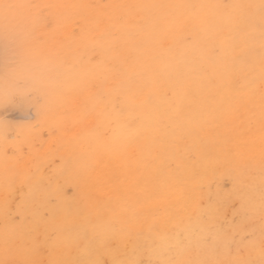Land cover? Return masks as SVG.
I'll return each instance as SVG.
<instances>
[{
    "label": "rangeland",
    "instance_id": "374dc122",
    "mask_svg": "<svg viewBox=\"0 0 264 264\" xmlns=\"http://www.w3.org/2000/svg\"><path fill=\"white\" fill-rule=\"evenodd\" d=\"M32 2L16 0L15 3ZM40 2L42 6H53V12L60 16L58 25L47 33L46 40L34 41L42 15L32 10L21 19L10 37L13 39H9L16 46L15 52L36 50L40 53L33 61L37 75L41 71L54 75L53 65L60 59H71L76 51L94 56L96 67L89 79L70 81L57 91H45L33 79L10 83L9 91L15 95L6 103L5 39L0 30V259L5 258V201L28 241L26 250L11 258H28L36 264L71 259L84 242L76 241L67 232L53 235V224L65 223V210L79 209L83 216L94 221L97 214L109 218L110 210L120 206L127 210L126 227H131L132 234L117 225L115 232L97 236L93 241L94 257L101 264L105 261L110 264L114 254L134 257L135 233L146 227L136 222L134 213L151 219L175 199L168 192L156 203L137 201L136 196L145 188L143 177L151 171H167L160 166L170 161H174L172 170L183 181L185 194L177 205L180 214L172 221L162 218L165 232L184 227L189 217L194 221L202 205L219 208L222 218L231 220L239 208L241 184L246 182L245 167L253 160L258 165L264 151V108L261 106L264 80L260 73L259 29L253 31L245 27L243 20L230 18L229 10L187 6L259 3V0ZM120 5L173 7L138 10L117 7ZM149 14L157 19L155 27L142 23ZM122 17L126 18L124 24H121ZM75 19H80V26L67 35L66 29ZM101 20L103 27H110V33L102 47L85 53L79 42L87 43L99 37L96 23ZM214 46L220 47L219 54L211 51ZM10 50L13 51L11 47ZM137 57L142 64L134 63ZM131 67L147 70L141 78L131 81L116 75L117 70ZM177 69L186 84H178ZM210 80L214 82L211 89ZM141 82L151 93L153 104L158 106V115L164 118L146 124L140 139L126 145L121 140H113V133L109 131L116 127L112 106L125 102L140 104L143 97H137L135 92ZM172 84H177L180 96L185 91L210 94L211 101L202 109H184V123L178 125L164 115L170 110L165 90ZM81 87L86 89L83 94L76 91ZM101 89L109 95L91 115H85L82 105L86 100L91 103ZM140 114L135 109L129 120L138 124ZM92 117L95 123L90 121ZM133 128L122 129L121 135L129 134ZM82 150L94 154L81 158ZM193 152L195 157L191 155ZM23 162H27L24 168ZM207 166L213 170L210 172ZM198 169L203 170L201 176H204H193ZM183 173L192 177L183 178ZM69 222L80 223L82 218L72 216ZM142 258L148 259L147 252Z\"/></svg>",
    "mask_w": 264,
    "mask_h": 264
},
{
    "label": "snow or ice",
    "instance_id": "6c2138e0",
    "mask_svg": "<svg viewBox=\"0 0 264 264\" xmlns=\"http://www.w3.org/2000/svg\"><path fill=\"white\" fill-rule=\"evenodd\" d=\"M42 7L53 6L0 0V30H2L5 39L4 80L6 103L11 102L15 95L9 91L10 87L8 85L10 83L33 79L43 90L57 91L70 81L80 80L84 82L89 79L96 67L93 65L94 56H86L84 53L76 51L71 59H60L53 65L51 71L54 72V75H49L44 71L37 75L34 71L37 65L33 61L40 56L38 51L32 50L18 54L10 50L9 39L19 27L21 19L26 14L31 13L32 10ZM59 7L77 8L82 6L61 5ZM117 7L148 10L173 6L120 5ZM187 7H214L229 10V17L243 20L246 28L254 31L258 27L261 42L260 73L261 79L264 80V0H259V3ZM103 23L102 20L96 23L99 37L87 43L83 40L79 42L82 44L85 53L89 49L95 51L98 46H103V40L110 33V27H103ZM124 23H126V18L122 17L121 24ZM142 23L145 26L155 27L157 19L150 14L145 15ZM213 23L214 21H210V24ZM211 51L214 54H219L221 49L219 46H214ZM116 58L118 59V57ZM134 63L137 65L142 64L141 58L137 57ZM146 70L144 67L139 70L135 67L124 68L123 70H117L116 75L126 81H131L141 78ZM181 75L180 70L177 69V82L179 85H184L186 81L181 79ZM208 87L209 89L214 87V82L210 80ZM15 88L18 89L19 87ZM68 91H71V89ZM76 91L83 94L86 89L81 87ZM106 95L109 94L101 89L91 103L86 100L82 105L85 115L92 114L96 106L104 101ZM135 95L143 97L138 105L125 102L119 106H112L113 122L116 127L109 129V131L113 133V140H121L126 145L135 143L140 139L146 124L164 118V116L158 115L159 108L152 103L151 93L146 91V85L143 82L137 87ZM165 96L170 101V110L164 115L178 125L184 123L185 108L202 109L211 101L210 94L207 96L197 95L190 91H185L181 97L177 84L170 85L165 90ZM261 106L264 108V92L261 93ZM135 109H139L141 112L140 116L137 117L140 121L138 124L135 120H120V114ZM125 128H133V131L127 135H121V130ZM93 154L94 152L82 150L79 156L82 158ZM191 155L195 157L196 153L193 152ZM173 164L174 161H170L166 165H161V169L166 168L168 170L158 171L154 179L157 181L162 180L167 184L169 188L168 195L175 199L170 200L163 212L151 219L141 218L134 213L136 222L143 223L146 226L135 233L133 245L136 255L128 258L122 254H114L110 264H264V151L261 153L258 165L253 160L245 167L246 182L241 184L238 200L239 208L236 209L231 220L223 219L219 208L211 204L202 205L194 221L189 217L188 223L184 227L176 231L165 232L162 228V218L172 221L180 214L181 209L177 205L180 198L185 194L183 181L179 178L178 172L172 170ZM64 215L65 223L53 224V235L67 232L71 238L84 243L82 247H77L73 258L51 261L50 264H101L93 253V241L97 236L108 231L115 232L117 225H121V230L126 228L128 233L132 234L131 227H126L128 223L125 220L127 210L123 206L113 208L111 216L107 219L102 214H97L94 221L88 216H83L79 209H67ZM72 216H81L82 222H69ZM52 218L55 219V213H53ZM17 219L10 212L8 202L5 201V233L3 238L5 258L0 259V264H36L35 261L28 258L19 260L11 258L23 253L28 244ZM145 252L148 254L147 260L142 258ZM104 264H109V262L105 261Z\"/></svg>",
    "mask_w": 264,
    "mask_h": 264
},
{
    "label": "bare ground",
    "instance_id": "6f19581e",
    "mask_svg": "<svg viewBox=\"0 0 264 264\" xmlns=\"http://www.w3.org/2000/svg\"><path fill=\"white\" fill-rule=\"evenodd\" d=\"M16 2V0L14 1V3ZM33 2H34V5H41V2H40V0H33ZM32 2V3H33ZM48 5H51V4H48ZM42 6V5H41ZM38 13H40L41 15H42V23H41V25L39 26V28H38V32H37V37L35 38V40L34 39H32V40H34V41H36V42H42V41H44V40H46V37H47V33H49L50 31H53L54 29H55V27L58 25V22H59V20H60V16L58 15V14H56V13H54L53 12V9H52V7H47V8H44V7H42V8H39V9H35ZM209 17V16H208ZM78 20V21H77ZM80 19H75V20H73L69 25H68V28L66 29V34L67 35H71V33L72 32H74V30H76L79 26H80ZM25 24V23H24ZM28 25H30V24H28ZM128 25V24H127ZM25 26V25H24ZM36 27H38V26H36ZM22 28H24V27H22ZM37 29V28H36ZM26 34V33H25ZM2 35V34H1ZM63 35H65V33H63ZM177 35H179V34H177ZM60 36H62V35H60ZM11 39H13V38H11ZM10 39V40H11ZM16 40V39H15ZM30 42V41H29ZM168 43V42H167ZM258 44H260V43H258ZM13 43H10L9 42V46L11 47V49L13 50V51H15V48L14 47H16V46H14L13 47ZM52 45H55V44H52ZM58 47V46H57ZM253 63V62H252ZM54 74V73H53ZM256 75V74H255ZM249 77V76H248ZM192 79V78H191ZM111 80V79H110ZM28 81V80H27ZM26 81V82H27ZM109 81V80H108ZM200 81V80H199ZM205 81V80H204ZM115 82V81H114ZM109 83V82H108ZM112 83V82H111ZM116 83V82H115ZM234 83V82H233ZM121 84V83H120ZM119 84V85H120ZM246 84V83H245ZM113 85V84H112ZM116 85V84H115ZM71 87V86H70ZM94 88H95V85L93 86ZM34 88V87H33ZM108 88V87H107ZM31 89V88H30ZM38 90V89H37ZM87 90H89V89H87ZM228 90V89H227ZM221 91V90H220ZM128 93V92H127ZM134 93V92H133ZM129 94H132V93H129ZM75 95V94H74ZM182 96V95H181ZM72 97H73V95H72ZM2 98V97H1ZM4 98V97H3ZM2 98V99H3ZM165 98V97H164ZM72 99V98H71ZM76 99V98H75ZM119 99V98H118ZM142 99V98H141ZM76 101V100H75ZM239 102V101H238ZM237 102V103H238ZM67 103V102H66ZM153 103V102H152ZM229 104V103H228ZM246 105V104H245ZM237 106V105H236ZM243 106V105H242ZM218 106H216V108H217ZM221 107V106H220ZM230 107V106H229ZM228 107V108H229ZM238 107V106H237ZM236 107V108H237ZM227 108V109H228ZM242 108V107H241ZM247 107H245V108H243V110L244 109H246ZM185 109H187V108H185ZM206 109H207V107H206ZM191 110V109H190ZM217 110V109H216ZM206 111V110H205ZM212 111V110H211ZM226 112V111H225ZM229 112V111H228ZM134 113H135V110H132V111H125V112H123L122 114H120V120L121 121H126V120H129V118L130 117H132L133 115H134ZM206 113V112H205ZM227 114V113H226ZM91 115V114H90ZM244 116V115H243ZM88 117V116H87ZM86 117V118H87ZM91 117V116H90ZM222 117V116H221ZM226 117V116H225ZM92 123H95V117H92V119L90 120ZM78 124H79V122H78ZM77 124V125H78ZM17 130V129H16ZM18 132V131H17ZM121 133H122V130H121ZM202 143V142H201ZM21 163V162H20ZM26 165H27V162H23L22 164H21V167H26ZM15 166H17V164H15ZM32 167V166H31ZM209 168V170H210V172L213 170V168L211 167V166H207V169ZM203 169V168H202ZM175 171V170H174ZM202 172H203V170H200V169H198L197 170V172H194V177L195 176H201V174H202ZM157 175V172L156 171H151L150 173H149V176H145V177H143V186L145 187V188H143L142 189V191L136 196V199H137V201H139L140 203L141 202H144V203H147V202H153V203H156V202H158V200L162 197L161 195L162 194H166V193H168L169 192V188H168V186H167V184H165L162 180H160V181H157V180H155L154 179V177ZM202 176H204V175H202ZM201 176V177H202ZM181 177H183V178H188V177H192V176H188V175H186V173H183V174H181ZM246 177V176H245ZM107 178V177H106ZM180 178V177H179ZM81 179V178H80ZM91 179V178H90ZM181 179V178H180ZM189 179H191V178H189ZM241 179V178H240ZM18 181V180H17ZM16 181V182H17ZM214 183V182H213ZM17 184V183H16ZM222 190V189H221ZM103 192H104V190H103ZM102 193V192H101ZM212 198V197H211ZM227 199V198H226ZM223 201H224V199H223ZM234 202H236L235 200H234ZM221 203V202H220ZM143 204V203H142ZM229 205V204H228ZM235 205H237V204H235ZM111 209V208H110ZM104 210V209H103ZM112 210V209H111ZM110 210V211H111ZM106 212V211H105ZM225 212H226V210H225ZM101 213V212H100ZM106 214V213H105ZM190 216H192V215H190ZM104 217H105V215H104ZM107 217V216H106ZM183 217V216H182ZM225 218V217H224ZM184 219H185V217H184ZM167 229V228H166ZM61 248V247H60ZM57 251V250H56ZM38 259V258H37Z\"/></svg>",
    "mask_w": 264,
    "mask_h": 264
}]
</instances>
